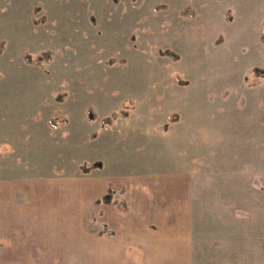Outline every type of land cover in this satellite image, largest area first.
Returning a JSON list of instances; mask_svg holds the SVG:
<instances>
[{"label": "rangeland", "instance_id": "374dc122", "mask_svg": "<svg viewBox=\"0 0 264 264\" xmlns=\"http://www.w3.org/2000/svg\"><path fill=\"white\" fill-rule=\"evenodd\" d=\"M263 32L264 0H0V182L21 201L31 180L21 221L0 218L16 226L0 227V264H89L86 236L110 232L90 213L88 233L70 227L71 181L53 194L34 180L96 163L90 177L123 195L167 197L172 214L137 229L160 244L152 264H264ZM44 53L40 67L23 60ZM136 252L126 264H151Z\"/></svg>", "mask_w": 264, "mask_h": 264}, {"label": "crops", "instance_id": "0c3cea01", "mask_svg": "<svg viewBox=\"0 0 264 264\" xmlns=\"http://www.w3.org/2000/svg\"><path fill=\"white\" fill-rule=\"evenodd\" d=\"M90 166H92V164ZM91 173L92 171L88 175H83L81 173L82 175H77V177L74 178L44 175L45 180L37 178L34 181L55 184L53 194H57L56 192H58L57 185L60 187L59 190L62 192L66 184L65 182L71 181V183L73 184V189L71 188V190H74L75 196L77 198V210L70 214L71 228L79 227L80 230H83L86 213L91 214V217L93 221L96 222V224H105L107 226L106 230L109 231L112 235H92L88 233L86 229H84V231L89 234L86 236V239L88 241L87 243L89 244L86 245L85 248L89 264L95 263V259H105L110 255L115 256L112 258V262L118 264H126L127 262H132L133 260L138 261L137 259L140 260V256H137L138 254L136 252L138 250H144L145 252H148L147 256L145 257L147 262L151 264L154 262L156 263L158 261L157 259H159L157 253L160 249V244L151 242L149 240V238H151L154 234L153 231L150 229H146L144 230V232H142V236H139L137 229L143 230L145 221H147L148 223L152 221L156 224H159L161 222V218H167L169 214H172L168 209L169 205L165 204L167 201V197L165 196L162 199V203L155 198V195L152 196L146 192H142V194L137 196L136 198H131L128 194H121L122 187L119 189V191H117L114 189V183L107 180L106 178L98 177V175H94L97 177L91 178ZM23 180L25 181V183L22 182L23 188L21 190V197H23V199L21 201V198L18 199L16 197L15 192V186H17L18 184L16 185L14 184V182L9 181L7 183L0 182V207L2 208L3 204L6 203L8 205L7 209L0 208L1 219H3L4 214L6 213L8 214V219L21 221L19 216L21 210H24L26 207V205H24V202L31 196L30 191L27 192L24 188V186L30 183L31 180H27L25 178ZM166 181L169 180L164 179L163 182L161 181V184L159 183V181L157 182V184L162 185L163 189H165L164 191H166ZM79 186H87V188H84L83 190L82 187L80 188ZM109 190L113 192V205L98 203ZM42 191L43 189L40 191L39 188H36L33 193L35 195H38ZM15 198L17 204L15 203ZM86 198L87 200L85 201ZM80 199L82 200V202H79L78 204V201ZM87 201L90 202V207L85 204ZM164 201L165 203L163 204ZM124 203H126V205H124ZM55 210H58L59 212L58 214H55V217H57L58 221H61L63 213L62 200H60V204L58 202L55 204ZM131 211L134 212L133 215H131ZM163 222H166V219ZM3 226L5 225H1L0 227ZM17 226L22 227L24 225ZM5 227L9 232L12 233V229L16 226L13 225V227H10V225H7ZM59 229H61V226H59ZM56 231H58V229H56ZM15 248H20V246H15ZM153 252L155 255H153Z\"/></svg>", "mask_w": 264, "mask_h": 264}, {"label": "trees", "instance_id": "16d2710c", "mask_svg": "<svg viewBox=\"0 0 264 264\" xmlns=\"http://www.w3.org/2000/svg\"><path fill=\"white\" fill-rule=\"evenodd\" d=\"M166 8V6H162V5H158L156 6L153 10L154 12H158L160 10H164ZM180 15L183 16V17H187V18H190V19H193L194 15H193V11L192 10H189L188 7H184L181 12H180ZM226 18H227V21L228 22H231V16L229 15V12L226 13ZM222 38L219 37L218 40L215 42V45H217L219 42L218 41H221ZM260 42L262 44H264V32L260 35ZM2 43H0V53L2 52ZM50 53H44V54H41L39 56H37V58L35 59H32L29 55H24L23 57V60L24 62L27 64V65H32V66H36V67H40L41 64H42V61L44 60L43 58L45 57H49ZM159 55L161 57H166L170 60H177V56L170 53L169 51H161L159 52ZM88 114L90 113L91 114V111H89V109L87 110ZM91 116V121H94L95 120V116L94 114L92 113ZM120 117L123 119V120H126L128 119V116L126 113L122 112L120 114ZM171 116L168 117V120L170 119ZM118 118V115L117 114H112L110 117H107V118H102L100 120V123L102 126H111ZM59 120V121H58ZM58 120H55V119H50L48 120L47 122V125L49 128L51 129H57L58 127V122L62 123L63 125L66 124V121L64 119H58ZM165 128V127H164ZM96 136V133L93 132L89 135V139L90 140H93ZM100 164H92L91 167L87 168V167H80V172L83 174V175H88L90 174L91 172V169L94 168V169H101V167L99 166ZM91 168V169H90ZM112 198H113V192L111 190L107 191L106 195L98 202V203H102V204H106V205H113L112 203ZM101 228H104L106 229V225L105 224H99ZM112 235V234H110Z\"/></svg>", "mask_w": 264, "mask_h": 264}]
</instances>
